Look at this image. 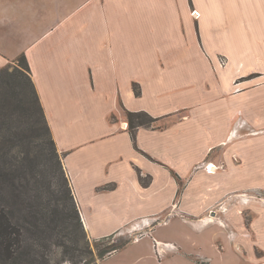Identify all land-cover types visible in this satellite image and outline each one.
Masks as SVG:
<instances>
[{
	"label": "crops",
	"instance_id": "crops-1",
	"mask_svg": "<svg viewBox=\"0 0 264 264\" xmlns=\"http://www.w3.org/2000/svg\"><path fill=\"white\" fill-rule=\"evenodd\" d=\"M20 57L87 239L264 264V0H0V71Z\"/></svg>",
	"mask_w": 264,
	"mask_h": 264
},
{
	"label": "rangeland",
	"instance_id": "rangeland-1",
	"mask_svg": "<svg viewBox=\"0 0 264 264\" xmlns=\"http://www.w3.org/2000/svg\"><path fill=\"white\" fill-rule=\"evenodd\" d=\"M40 109L18 59L0 72V207L21 228L22 263L154 264L145 257L149 238L129 243L145 230L87 239L74 217L73 197L64 192L61 156L55 155Z\"/></svg>",
	"mask_w": 264,
	"mask_h": 264
},
{
	"label": "trees",
	"instance_id": "trees-1",
	"mask_svg": "<svg viewBox=\"0 0 264 264\" xmlns=\"http://www.w3.org/2000/svg\"><path fill=\"white\" fill-rule=\"evenodd\" d=\"M19 60H21L24 66V69L26 71V74L29 77L31 87L33 88L31 79L29 76L30 71L27 66V62L25 61L24 57H20ZM5 70L6 68H4L1 71H5ZM126 117L128 120V131L131 137H134L135 130L138 127L150 126L151 123L155 121L153 118H151L148 114L144 112H137V113L126 112ZM46 128L49 133L48 126H46ZM50 142L52 144V147L54 148L55 155L57 156V151H56L53 140L50 139ZM58 163L60 164V161H58ZM60 169L62 172H64L61 164H60ZM65 180H66L67 187L66 189H64V192L68 193V195H70L69 198H71L72 200V195H71L68 180L67 178ZM74 217L76 218L78 226H80V228L84 232L77 208L75 207V204H74ZM124 245H122L121 247H123ZM118 249L119 248H116L115 250H118ZM23 256H25V251L23 247L21 228L18 225L12 223V220L9 217L8 211H6V208L4 209L3 207H0V264H23L22 263Z\"/></svg>",
	"mask_w": 264,
	"mask_h": 264
},
{
	"label": "built area",
	"instance_id": "built-area-1",
	"mask_svg": "<svg viewBox=\"0 0 264 264\" xmlns=\"http://www.w3.org/2000/svg\"><path fill=\"white\" fill-rule=\"evenodd\" d=\"M209 166L210 165H208L207 168H206L207 172H210ZM146 222H148L149 224H147ZM154 222H158V220L157 221L154 220ZM140 224H142L144 226L143 228L145 229L146 227L151 226L153 224V222L148 220V219H145V220H142ZM141 231H143V230H141ZM144 236H145L144 234L140 233V235L137 237V240L142 238V237H144ZM159 244H161L166 249V251H168L169 249L176 250V246L171 244V243H159ZM157 245L158 244L155 243V246H154V248L156 250V258H157L158 261H161V259L163 258V254L161 252L157 251ZM199 260H200V262H204L205 261L203 259H199Z\"/></svg>",
	"mask_w": 264,
	"mask_h": 264
},
{
	"label": "bare ground",
	"instance_id": "bare-ground-1",
	"mask_svg": "<svg viewBox=\"0 0 264 264\" xmlns=\"http://www.w3.org/2000/svg\"><path fill=\"white\" fill-rule=\"evenodd\" d=\"M209 169H210V172H209V173H215V172H216V169H217V167H216V166H214L213 164H211V165L209 166Z\"/></svg>",
	"mask_w": 264,
	"mask_h": 264
}]
</instances>
